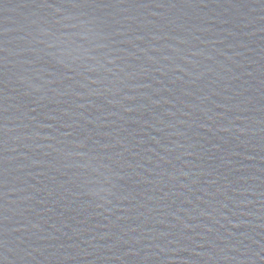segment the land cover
<instances>
[{"label":"water","instance_id":"95a60500","mask_svg":"<svg viewBox=\"0 0 264 264\" xmlns=\"http://www.w3.org/2000/svg\"><path fill=\"white\" fill-rule=\"evenodd\" d=\"M0 264H264V0H0Z\"/></svg>","mask_w":264,"mask_h":264}]
</instances>
